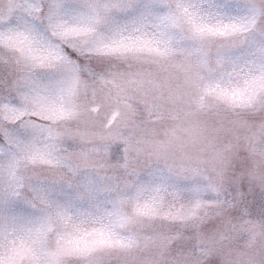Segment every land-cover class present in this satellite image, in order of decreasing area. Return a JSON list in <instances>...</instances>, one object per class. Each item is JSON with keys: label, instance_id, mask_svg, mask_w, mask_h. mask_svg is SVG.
I'll use <instances>...</instances> for the list:
<instances>
[{"label": "snow or ice", "instance_id": "obj_1", "mask_svg": "<svg viewBox=\"0 0 264 264\" xmlns=\"http://www.w3.org/2000/svg\"><path fill=\"white\" fill-rule=\"evenodd\" d=\"M0 264H264V0H0Z\"/></svg>", "mask_w": 264, "mask_h": 264}]
</instances>
